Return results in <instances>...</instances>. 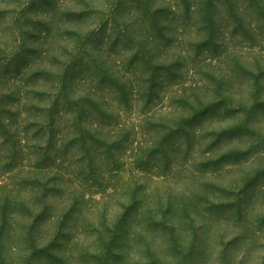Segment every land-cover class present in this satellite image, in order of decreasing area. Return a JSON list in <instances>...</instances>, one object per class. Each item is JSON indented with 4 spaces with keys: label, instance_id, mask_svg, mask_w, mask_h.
Masks as SVG:
<instances>
[{
    "label": "rangeland",
    "instance_id": "obj_1",
    "mask_svg": "<svg viewBox=\"0 0 264 264\" xmlns=\"http://www.w3.org/2000/svg\"><path fill=\"white\" fill-rule=\"evenodd\" d=\"M0 264H264V0H0Z\"/></svg>",
    "mask_w": 264,
    "mask_h": 264
}]
</instances>
